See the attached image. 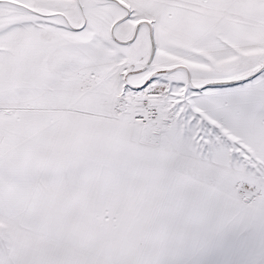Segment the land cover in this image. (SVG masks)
I'll use <instances>...</instances> for the list:
<instances>
[{"label": "snow or ice", "instance_id": "obj_1", "mask_svg": "<svg viewBox=\"0 0 264 264\" xmlns=\"http://www.w3.org/2000/svg\"><path fill=\"white\" fill-rule=\"evenodd\" d=\"M0 264H264V0H0Z\"/></svg>", "mask_w": 264, "mask_h": 264}]
</instances>
